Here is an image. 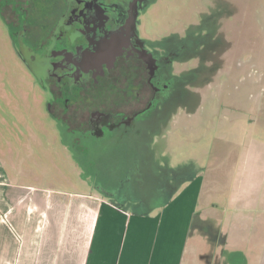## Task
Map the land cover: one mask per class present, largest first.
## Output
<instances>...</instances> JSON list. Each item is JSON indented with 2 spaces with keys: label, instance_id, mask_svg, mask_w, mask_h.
Here are the masks:
<instances>
[{
  "label": "rangeland",
  "instance_id": "rangeland-1",
  "mask_svg": "<svg viewBox=\"0 0 264 264\" xmlns=\"http://www.w3.org/2000/svg\"><path fill=\"white\" fill-rule=\"evenodd\" d=\"M206 3L211 18L205 23L218 39L211 43L204 41L194 50L199 51L194 58L201 65V70L193 77L194 93L190 94L189 101L180 105L174 121L165 126L163 135L153 146V155L159 164L147 174V181L154 184L161 179L165 185L158 194L153 188L142 191L135 185L141 182L142 174L136 177L134 172V186L125 191L123 184L117 190L116 201L123 206L133 202L141 205L143 195L145 208L160 207L171 192L190 183L196 174L202 178L208 175L210 179L203 186L200 207L209 205L211 208L214 204L221 208L241 193L246 195V200L263 201L264 0H160L150 11L149 22L154 28L162 27L163 31L166 27L189 28L199 22L197 16L200 15L193 10ZM217 42L228 53L226 56L234 60L239 56L241 66L232 69L234 76L225 73L229 62L218 72L210 73L209 50L211 44ZM0 52L5 53L1 36ZM8 66L4 72L0 70V89L12 96L10 104L0 93V130H3L0 137L7 143L6 151L0 155L12 182L10 191L28 193L35 186H44L74 195L97 192L99 182L110 179L115 184V180L128 170L121 162L124 148L102 144V150L91 147L88 155L76 161L72 149L61 145L62 136L51 134L59 125L46 111L45 91L40 86L32 88L28 84L25 87V83L19 84L26 78L13 56ZM220 71L221 75L217 76L220 82L209 87L206 77H213ZM25 88L32 90V95L34 89L37 90V101L31 94L28 99L24 97ZM105 145L108 148L102 147ZM88 161L96 165L84 164ZM131 169L133 167L129 168L130 173ZM126 192L130 199L125 198ZM251 213L253 211H247ZM185 264L191 263L187 260Z\"/></svg>",
  "mask_w": 264,
  "mask_h": 264
},
{
  "label": "flooded vegetation",
  "instance_id": "flooded-vegetation-1",
  "mask_svg": "<svg viewBox=\"0 0 264 264\" xmlns=\"http://www.w3.org/2000/svg\"><path fill=\"white\" fill-rule=\"evenodd\" d=\"M158 1L0 0V70L9 68L13 56L26 78L19 84L45 91L46 111L59 125L51 134L62 136L61 145L72 149L76 161L102 144L124 148L121 162L130 180L129 168L148 179L159 164L153 146L194 93L193 77L201 70L194 50L218 39L205 23L208 3L193 10L200 15L196 25L163 31L149 22ZM211 45L210 73L229 62L225 73L234 76L239 54L234 60L219 42ZM221 72L206 77L209 87L220 82ZM28 94L37 101L36 89L32 95L25 88L26 99Z\"/></svg>",
  "mask_w": 264,
  "mask_h": 264
},
{
  "label": "crops",
  "instance_id": "crops-1",
  "mask_svg": "<svg viewBox=\"0 0 264 264\" xmlns=\"http://www.w3.org/2000/svg\"><path fill=\"white\" fill-rule=\"evenodd\" d=\"M5 144L0 137L1 153ZM5 167L0 155V264H264V196L241 193L221 208L200 207L208 175L145 208L143 195L141 205L116 201L120 185L134 186L126 172L115 184L99 182L97 192L35 186L15 193ZM148 179L136 187L161 192L165 181Z\"/></svg>",
  "mask_w": 264,
  "mask_h": 264
}]
</instances>
